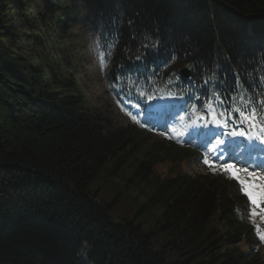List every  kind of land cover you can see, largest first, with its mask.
<instances>
[{
	"label": "trees",
	"instance_id": "1",
	"mask_svg": "<svg viewBox=\"0 0 264 264\" xmlns=\"http://www.w3.org/2000/svg\"><path fill=\"white\" fill-rule=\"evenodd\" d=\"M30 2L0 0V264H83L82 242L92 264H264V219L235 181L91 106L76 60L69 72L14 51ZM41 2L46 29L71 10L95 33L116 98L171 92L235 116L264 108V0Z\"/></svg>",
	"mask_w": 264,
	"mask_h": 264
},
{
	"label": "rangeland",
	"instance_id": "2",
	"mask_svg": "<svg viewBox=\"0 0 264 264\" xmlns=\"http://www.w3.org/2000/svg\"><path fill=\"white\" fill-rule=\"evenodd\" d=\"M27 1L28 0H18L23 11H27L28 9L23 8L26 6ZM30 1V22L24 24V21L23 24L21 23V27L18 25L20 27L19 31L22 34L26 33V36H22L20 40L15 37L13 38L12 43L15 45V47L13 46L15 49L14 51L24 57L27 55L31 57V59L33 58L34 61H37L40 56L47 55L52 59V62H60L61 67L59 69L69 72H71V68L67 64V58L76 60L78 64L80 63V66H77L79 70L77 71L76 69L75 77L78 80L85 99L91 106L102 107L109 111L110 108L108 105H110L111 102L104 94L102 75L93 67L90 56L87 53L89 49L84 45V42L81 41L80 38L74 37V35L68 37L66 29L61 30L59 24L51 25L46 29L47 26L44 27V25L39 23L38 18H36L40 5L43 3L41 0ZM11 9L10 16L14 18L15 23L21 22V20H19L20 18L14 17L17 9H15L14 6ZM62 20H65V18ZM30 27L32 29H30ZM34 32L41 33L42 41L38 42L32 37V33ZM73 32H76V29H71V33ZM180 101V99L169 96L160 98L153 102L151 106L156 114L151 115L147 112L142 116V119L145 120L152 129L161 131L175 140L181 139L180 142L177 141L181 145H190L201 150L206 148L205 152L209 158H215L217 160L222 154L232 152L235 154L241 153V149L231 148L232 145L230 140H227L222 145H219L218 141L215 142V132L211 123L203 119L198 120L199 113L197 111L191 110L187 113L182 112L180 108L176 107V105H179ZM153 111H151V113ZM159 113H161L160 116H158ZM203 125L205 128H202ZM200 131H202V135L197 136V133ZM220 147H222L223 150H218ZM260 152L264 153L262 151ZM244 159L245 161L243 162L238 156L235 157V161L244 163V165L256 163L258 168L264 165V157L255 162L252 161L250 155L245 156ZM87 252L88 248L82 245L78 253L79 258L83 260L86 259Z\"/></svg>",
	"mask_w": 264,
	"mask_h": 264
},
{
	"label": "snow or ice",
	"instance_id": "3",
	"mask_svg": "<svg viewBox=\"0 0 264 264\" xmlns=\"http://www.w3.org/2000/svg\"><path fill=\"white\" fill-rule=\"evenodd\" d=\"M264 104V102H261ZM205 107L208 109V112L210 115H213L214 122L219 124L221 121L216 119V116L224 117V113H215V109L212 106L211 101L205 105ZM195 111V109H194ZM234 111L239 113L240 116V123H244L247 121L252 127H257L258 125L260 126L258 128V131L255 134H247L245 131L240 130L236 131L233 130L231 133H229L231 136H246L249 140H258L260 143L264 144V116H261L259 114L258 109L253 107L249 111H245L243 109L237 108ZM200 119H203V117H200ZM207 126V125H205ZM224 126H227V123L225 122ZM219 144H223V140L218 141ZM205 164H209L211 167L210 161L205 158L204 160ZM223 168L226 171L231 172V175L233 178L237 179L239 183L242 185V190L245 192V195L248 196L249 200L251 201L252 204L258 205L260 203H264V187H260L259 191H254L253 189L256 188V185H245V180L241 179L240 173L243 172L247 176H253L254 172H250L247 169H239L233 164H225L223 165ZM262 180H264V176L261 177ZM261 239L264 240V236H261Z\"/></svg>",
	"mask_w": 264,
	"mask_h": 264
},
{
	"label": "water",
	"instance_id": "4",
	"mask_svg": "<svg viewBox=\"0 0 264 264\" xmlns=\"http://www.w3.org/2000/svg\"><path fill=\"white\" fill-rule=\"evenodd\" d=\"M181 73H182L183 75H187V74H188V71H187L186 69H182V70H181Z\"/></svg>",
	"mask_w": 264,
	"mask_h": 264
},
{
	"label": "bare ground",
	"instance_id": "5",
	"mask_svg": "<svg viewBox=\"0 0 264 264\" xmlns=\"http://www.w3.org/2000/svg\"><path fill=\"white\" fill-rule=\"evenodd\" d=\"M33 36V35H32ZM16 41V40H15ZM33 59V58H32ZM34 60V59H33ZM38 63V62H37ZM42 63H43V61H42ZM45 64V63H44ZM43 65V64H42ZM38 68V67H37ZM48 71V70H47Z\"/></svg>",
	"mask_w": 264,
	"mask_h": 264
}]
</instances>
